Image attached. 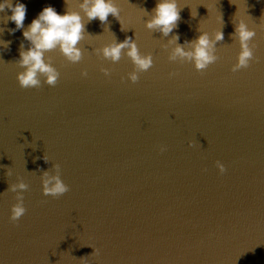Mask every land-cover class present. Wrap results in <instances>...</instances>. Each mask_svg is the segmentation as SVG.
Returning a JSON list of instances; mask_svg holds the SVG:
<instances>
[{
    "label": "water",
    "instance_id": "1",
    "mask_svg": "<svg viewBox=\"0 0 264 264\" xmlns=\"http://www.w3.org/2000/svg\"><path fill=\"white\" fill-rule=\"evenodd\" d=\"M10 2L27 5L25 29L52 6L79 12L86 32L80 63L46 54L61 72L55 87L25 90L16 61L30 45L0 12V264H264V0H177L167 37L145 26L159 0H114L120 22L107 24L89 22L83 0ZM241 20L256 32L259 62L233 73ZM220 31V59L203 74L169 61L174 36L187 51L186 41ZM127 37L154 60L136 84L126 51L115 64L97 55ZM54 164L71 189L58 199L42 190ZM21 179L29 190L17 226L8 190Z\"/></svg>",
    "mask_w": 264,
    "mask_h": 264
},
{
    "label": "clouds",
    "instance_id": "2",
    "mask_svg": "<svg viewBox=\"0 0 264 264\" xmlns=\"http://www.w3.org/2000/svg\"><path fill=\"white\" fill-rule=\"evenodd\" d=\"M79 7L89 22L99 19L101 24H107L110 15L120 22V8L114 0H83ZM6 9L12 12L8 20L16 25L15 29H11L10 32L14 34L16 31L23 30V37L30 45L27 50H24L23 44L21 45L20 58L16 61L17 66L22 69L17 75L19 86L22 89L39 90L44 84L55 87L59 83L61 72L54 66V59L51 56H46L47 53L59 50L60 54L70 64H78L83 60V51L79 44L85 39L86 28L83 17L79 12L67 10L65 14L61 15L54 7L47 6L25 29L24 21L27 17V5L19 2L13 5L10 0H5L4 3H0V12H4ZM180 11L181 8H179L177 0H159L145 26L148 30L161 32L167 37L177 27L181 18ZM255 36L256 32L250 30L243 20L236 24L233 37L238 39L241 51L237 57V63L231 69L233 73L248 69L253 61L259 62L258 58L254 56L256 46L251 44ZM174 38L177 47L168 57L170 62H176L179 59L194 63L196 71L203 74L220 59L215 54V44L223 41L222 31L215 34V41L211 40L207 32L199 35L194 41H186L185 43L192 45L191 49L187 51L183 45L178 43L179 36H174ZM8 44L9 42H5L6 47H8ZM125 51L134 65V71L128 74V79L136 84L139 82L140 74L149 71L154 66V60L152 54H141L137 44L131 37H127L121 43L114 42L98 49L97 55H102L104 60L115 64L122 59ZM101 72L105 76L111 75V70L107 68H101ZM81 75L87 78L88 71L84 70ZM176 75L178 73H170V78ZM122 82H124L123 78ZM160 151L163 153L166 148L162 146ZM43 159L45 163L49 162L47 157L44 156ZM216 167L219 168L221 174H224L227 170L219 161L216 162ZM53 168L57 173L56 175H51L47 171L43 172L41 176L42 190L45 197L50 196L58 199L71 189L61 178L60 164H54ZM8 175H11V173L9 172ZM28 190L29 185L22 179L18 183L10 185L8 190L16 193L15 199L17 202L11 208L10 222L17 226H19V221L27 212L22 193ZM93 254L99 255V249H94Z\"/></svg>",
    "mask_w": 264,
    "mask_h": 264
}]
</instances>
